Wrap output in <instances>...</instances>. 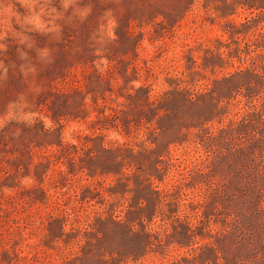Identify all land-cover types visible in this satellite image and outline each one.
<instances>
[{
  "label": "rangeland",
  "instance_id": "374dc122",
  "mask_svg": "<svg viewBox=\"0 0 264 264\" xmlns=\"http://www.w3.org/2000/svg\"><path fill=\"white\" fill-rule=\"evenodd\" d=\"M0 264H264V0H0Z\"/></svg>",
  "mask_w": 264,
  "mask_h": 264
}]
</instances>
